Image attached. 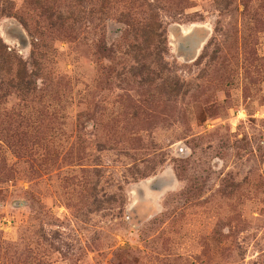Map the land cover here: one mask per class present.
Listing matches in <instances>:
<instances>
[{"label": "rangeland", "instance_id": "obj_1", "mask_svg": "<svg viewBox=\"0 0 264 264\" xmlns=\"http://www.w3.org/2000/svg\"><path fill=\"white\" fill-rule=\"evenodd\" d=\"M1 47L0 264H264V0H0Z\"/></svg>", "mask_w": 264, "mask_h": 264}, {"label": "trees", "instance_id": "obj_2", "mask_svg": "<svg viewBox=\"0 0 264 264\" xmlns=\"http://www.w3.org/2000/svg\"><path fill=\"white\" fill-rule=\"evenodd\" d=\"M145 44V42H144ZM130 50V52L128 53V51ZM125 54V56H129V54H131V56H134V59H138L140 58L141 62H147L149 61L150 64H161L164 61L163 58V54L165 52V49H153L152 52H150V49H144L142 48L141 44L137 45L135 47V49H129ZM132 50V51H131ZM5 48L1 47L0 48V64L2 68V72H3V76H4V81L6 82L7 86H9L10 88L13 87L16 90L22 91L23 92V96H30V80H32V75H30V73H28V70L26 69L25 66H23V68L18 64L17 67V73L14 74V70L11 68L13 61L11 60L10 57L5 56ZM130 56V57H131ZM152 61V62H150ZM146 70V69H144ZM117 76H121L120 74H118ZM133 78H141L140 81H138L141 86L143 87H147L149 90L154 89L155 91H159L160 88H157V80L156 77L157 73H153V72H147L146 74L138 75L139 77H136V74H132ZM2 83H0L1 85ZM172 89L170 90L171 94H177L178 91L181 90V87L179 88H175L174 86L171 87ZM161 94V93H160ZM26 95V96H25ZM0 99H2V94L0 93ZM11 124H9L10 126Z\"/></svg>", "mask_w": 264, "mask_h": 264}, {"label": "water", "instance_id": "obj_3", "mask_svg": "<svg viewBox=\"0 0 264 264\" xmlns=\"http://www.w3.org/2000/svg\"><path fill=\"white\" fill-rule=\"evenodd\" d=\"M181 49H182V50H186V51H190V52H191V50H192V49H186V47H185L184 45H182ZM163 185H164L163 183H158V185H157L156 187H158V188H162Z\"/></svg>", "mask_w": 264, "mask_h": 264}]
</instances>
